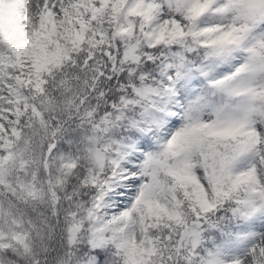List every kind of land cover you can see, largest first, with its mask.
Listing matches in <instances>:
<instances>
[{"label": "snow or ice", "instance_id": "snow-or-ice-1", "mask_svg": "<svg viewBox=\"0 0 264 264\" xmlns=\"http://www.w3.org/2000/svg\"><path fill=\"white\" fill-rule=\"evenodd\" d=\"M0 264H264V0H0Z\"/></svg>", "mask_w": 264, "mask_h": 264}]
</instances>
